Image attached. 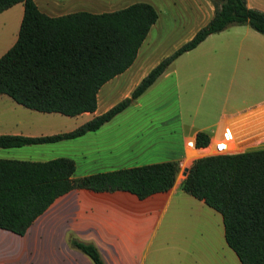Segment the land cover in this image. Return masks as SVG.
Instances as JSON below:
<instances>
[{"label": "crops", "instance_id": "1", "mask_svg": "<svg viewBox=\"0 0 264 264\" xmlns=\"http://www.w3.org/2000/svg\"><path fill=\"white\" fill-rule=\"evenodd\" d=\"M135 1L150 3L156 10V20L148 28L132 62L97 89L92 111L74 115L40 111L0 93V133L38 136L73 129L128 96L140 78L169 53L161 49L159 33L165 25L152 0H34L38 9L48 15L76 10L109 11ZM161 1L173 15H169V27L185 31L180 43L212 14L209 0ZM245 3L264 11V0ZM22 9V2L18 1L0 11V54L16 38ZM176 11L184 14L177 17L173 14ZM219 62L220 89H223L220 101H214L208 89L188 88L189 81L197 83L199 75L205 78L216 75ZM170 65L173 68L159 75L174 74L172 103H168L173 116L162 120V132V126H156V133L150 131L146 139L145 120L136 112L141 106L138 98L142 92L94 130L50 142L0 147V157L25 160L69 157L75 176L162 160H181L187 167L194 158L187 144L193 142L197 130L206 131L211 138L219 125L229 127L232 119L264 109V35L247 24H233L209 33ZM234 84L238 87L236 92L230 91ZM226 85L228 88L224 89ZM243 133L249 135L247 143L233 148L231 140L229 151L264 146V117L255 119L249 132L245 129ZM146 141L151 145H146ZM183 176L177 173L167 190L142 198L123 189L71 188L56 196L24 233L0 228V264H92L86 254L66 244L68 232L92 241L104 264H220V231L199 225L203 214H208V208L212 207L181 189ZM212 215L217 219L215 213ZM215 234L217 240L210 241ZM162 243L170 250L168 263L161 261Z\"/></svg>", "mask_w": 264, "mask_h": 264}, {"label": "trees", "instance_id": "2", "mask_svg": "<svg viewBox=\"0 0 264 264\" xmlns=\"http://www.w3.org/2000/svg\"><path fill=\"white\" fill-rule=\"evenodd\" d=\"M18 1L23 9L16 38L0 54V93L28 108L66 115L95 108L97 89L132 62L157 17L154 7L145 1L109 11L48 15L34 0H0V11ZM210 2V18L153 65L128 96L68 131L38 136L0 133V147L50 142L96 129L139 96L179 54L209 33L247 24L264 35L263 10L247 6L245 0ZM209 140V133L202 129L194 134L197 146ZM178 170L177 161L162 160L75 176L69 157H0V228L24 233L56 196L71 188L123 189L142 198L167 190ZM180 187L220 213L224 240L240 264H264V146L194 157ZM66 240L92 264H104L92 241L70 232Z\"/></svg>", "mask_w": 264, "mask_h": 264}, {"label": "rangeland", "instance_id": "3", "mask_svg": "<svg viewBox=\"0 0 264 264\" xmlns=\"http://www.w3.org/2000/svg\"><path fill=\"white\" fill-rule=\"evenodd\" d=\"M210 1V0H209ZM152 2L157 7V10L160 12L161 17L163 18L165 28L162 29L159 33L160 41H161V49L162 51H169V53L173 50V46L177 47L180 43V38H182L185 31L180 28L173 29L169 27L171 23L170 16L172 15L171 10L163 5L161 0H152ZM211 3V2H210ZM173 8V7H172ZM177 17H180L184 14V12H173ZM175 49V48H174ZM160 51V48L159 50ZM182 61V60H181ZM172 63V62H171ZM173 66L167 67L165 70H170ZM155 82L146 90L143 91L141 96L138 98V101L141 103L137 112V116H140L145 120L144 128H145V137L146 139L151 135L150 131L156 133V126H162L163 121L165 118L173 116L172 109L169 110V104L172 103V90L174 89V74L168 76H159L157 79L154 80ZM220 62L216 68V75H209L208 78H205L204 75H199L197 79V83L194 80L189 81V89H208L210 97L213 98L214 101H220V94H223V89H220ZM225 87V88H224ZM223 88H228V85L224 86ZM238 87L233 85V89L230 91L236 92ZM166 104L164 107H161V104ZM169 115V116H168ZM264 117V109L257 110L255 112H248L244 113L241 116H238L232 119L229 123V130H230V139L233 141L232 147L238 148V145L247 143L249 139L248 134H244L243 130H247L249 132V128L253 127V123L255 119H259ZM172 121V120H171ZM216 128H214L215 130ZM160 131H163V126L160 127ZM194 141V140H193ZM188 142V140H187ZM150 143L146 141V145ZM158 144V143H155ZM162 144V142H160ZM151 145V144H150ZM188 145V144H187ZM190 148V146L188 145ZM191 149V148H190ZM146 152L148 151V147L145 149ZM192 150V149H191ZM194 157L200 156L199 154L191 153ZM209 213L203 214L199 221V225L202 224V228L209 229L210 231L219 232V239H220V264H239L237 257L235 256L234 252L226 245L223 239V229H222V221L221 217L218 212L213 210L212 208H208ZM215 213V219L212 215ZM219 225V226H218ZM218 235V234H217ZM217 235H213L210 238L211 240H217ZM66 240V237H65ZM66 244L70 246L66 240ZM166 243H162V256L161 261L168 263L171 259L170 258V250L165 247ZM167 246V244H166ZM71 247V246H70ZM73 248V247H72Z\"/></svg>", "mask_w": 264, "mask_h": 264}, {"label": "built area", "instance_id": "4", "mask_svg": "<svg viewBox=\"0 0 264 264\" xmlns=\"http://www.w3.org/2000/svg\"><path fill=\"white\" fill-rule=\"evenodd\" d=\"M230 141L231 139H230L229 127L224 124L221 127L220 125L218 126V128L216 127V129L213 131V134L208 144L197 146L195 145L194 141L193 142L189 141L188 145L192 149L193 153L204 155L209 153H222L229 151L230 146L228 145V143ZM178 165H179L178 173L182 175L185 166L181 160L178 161Z\"/></svg>", "mask_w": 264, "mask_h": 264}, {"label": "water", "instance_id": "5", "mask_svg": "<svg viewBox=\"0 0 264 264\" xmlns=\"http://www.w3.org/2000/svg\"><path fill=\"white\" fill-rule=\"evenodd\" d=\"M186 170H187V167H184L183 174H185Z\"/></svg>", "mask_w": 264, "mask_h": 264}]
</instances>
